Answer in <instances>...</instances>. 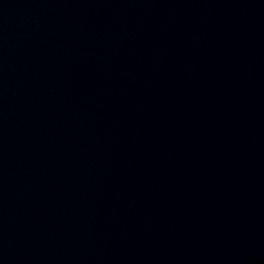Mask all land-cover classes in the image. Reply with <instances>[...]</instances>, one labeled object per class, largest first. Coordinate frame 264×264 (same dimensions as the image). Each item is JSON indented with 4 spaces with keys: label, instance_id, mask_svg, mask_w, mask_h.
Listing matches in <instances>:
<instances>
[{
    "label": "water",
    "instance_id": "water-1",
    "mask_svg": "<svg viewBox=\"0 0 264 264\" xmlns=\"http://www.w3.org/2000/svg\"><path fill=\"white\" fill-rule=\"evenodd\" d=\"M0 264H264V0H0Z\"/></svg>",
    "mask_w": 264,
    "mask_h": 264
}]
</instances>
